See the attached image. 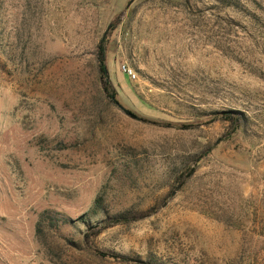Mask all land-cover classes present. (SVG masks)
<instances>
[{
    "label": "rangeland",
    "instance_id": "1",
    "mask_svg": "<svg viewBox=\"0 0 264 264\" xmlns=\"http://www.w3.org/2000/svg\"><path fill=\"white\" fill-rule=\"evenodd\" d=\"M139 262L264 264V0H0V264Z\"/></svg>",
    "mask_w": 264,
    "mask_h": 264
},
{
    "label": "trees",
    "instance_id": "2",
    "mask_svg": "<svg viewBox=\"0 0 264 264\" xmlns=\"http://www.w3.org/2000/svg\"><path fill=\"white\" fill-rule=\"evenodd\" d=\"M106 44H105V40L102 39L100 41V43L97 46L96 49V65H97V72H98V79L100 82V85L102 87V90L105 94V97L107 98L109 104L119 108L124 115H126L127 117L131 118V119H135V120H141L138 116H136L134 113H132L131 111L125 109L122 107V105L119 103V101L116 99L117 94L114 90V88L111 85V82L109 80V75H108V68H107V64H106ZM219 113H214V115H218ZM241 115L238 114V117H236L235 121L241 120ZM231 118V117H228ZM195 173V167L189 169L188 173H187V178H191L193 176V174ZM99 208H101V203L99 201H96V205L95 208L92 212H90V214L87 215H91L94 217H97V210H99ZM103 213V215L106 217L105 220L100 221L97 225L95 226H88L86 232H85V237L88 238L89 236H97L99 234H101L104 230L109 229L111 227L120 225V224H127L129 222H131V219L124 214H116V215H112L110 216L108 211H105L104 209H101ZM49 220V225L56 229L60 223V220L58 219H53L51 216H49L47 213H43L40 217V221L37 224L38 227V231L41 227V221L43 220ZM65 222V221H64ZM139 264H149V263H143V262H139Z\"/></svg>",
    "mask_w": 264,
    "mask_h": 264
},
{
    "label": "built area",
    "instance_id": "3",
    "mask_svg": "<svg viewBox=\"0 0 264 264\" xmlns=\"http://www.w3.org/2000/svg\"><path fill=\"white\" fill-rule=\"evenodd\" d=\"M125 69V68H124ZM128 72V73H127ZM125 73L127 74V75H130V71H127L126 69H125Z\"/></svg>",
    "mask_w": 264,
    "mask_h": 264
}]
</instances>
